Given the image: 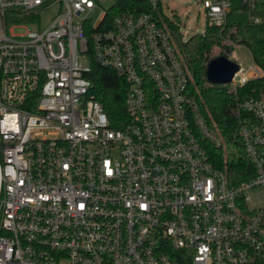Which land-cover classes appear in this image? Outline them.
Returning a JSON list of instances; mask_svg holds the SVG:
<instances>
[{
  "label": "built area",
  "instance_id": "1",
  "mask_svg": "<svg viewBox=\"0 0 264 264\" xmlns=\"http://www.w3.org/2000/svg\"><path fill=\"white\" fill-rule=\"evenodd\" d=\"M146 1L102 26L113 3L0 0V264H171L168 249L193 264H264V91L237 94L264 69L230 41L251 58L226 56L253 170L235 183L202 144L223 141L154 13L161 0ZM197 1L223 30L234 0ZM238 2L264 26V0ZM92 61L126 82L119 126L90 90Z\"/></svg>",
  "mask_w": 264,
  "mask_h": 264
},
{
  "label": "trees",
  "instance_id": "2",
  "mask_svg": "<svg viewBox=\"0 0 264 264\" xmlns=\"http://www.w3.org/2000/svg\"><path fill=\"white\" fill-rule=\"evenodd\" d=\"M113 1L102 26L110 22L112 14L125 10V6L131 9L150 10L146 0ZM239 7L238 0H234L228 13L227 25L223 30L215 25H206L202 33L193 34L185 41L175 34L177 26L173 23L174 21L167 17L163 19L164 21L162 20L173 34L177 49L187 66L189 88L197 99L201 113L223 141L220 147L206 141H202V144L213 166L225 172L235 183L253 175L252 165L238 135L239 117L235 110V96L228 88L209 83L206 80L205 69L212 58L217 55L227 56L231 51L232 48L223 42L225 36L249 47L256 62L264 69V26L252 23ZM154 13L156 16L163 17L159 7ZM214 48H218L217 53H212ZM87 77L91 82V92L106 111L111 124L119 126L125 119L126 82L113 70L102 67L95 61L91 62ZM261 91H264V78L247 82L238 88L237 94L246 97ZM36 95L38 91L35 92L34 96ZM167 253L171 264H193L190 256L183 250L168 249Z\"/></svg>",
  "mask_w": 264,
  "mask_h": 264
},
{
  "label": "rangeland",
  "instance_id": "3",
  "mask_svg": "<svg viewBox=\"0 0 264 264\" xmlns=\"http://www.w3.org/2000/svg\"><path fill=\"white\" fill-rule=\"evenodd\" d=\"M98 3L100 6L107 8L112 5L113 1L98 0ZM161 8L165 13L162 14L161 12V14L163 15V17H161V20H163L165 17H169L168 19H170L171 17V19H173L172 21H174L173 23L177 26V31L175 32V34L182 41L187 40L193 34L202 33L204 31L206 26V18L204 9L201 6V2L197 0H161ZM52 15L53 13L47 15L42 14L41 18H39L41 26L46 25ZM36 21H38V19ZM34 28H36V26H34ZM21 30L22 28L14 29L15 32H20ZM230 41H232L233 43L236 42L234 39L225 36L223 42L232 48V55L238 59L237 62H240L242 66L246 67L251 62V58L248 54L247 49L241 45L232 46ZM217 51L218 48H214L212 53H217ZM230 53L231 51L228 54L230 55ZM218 84L228 88V90L230 91L233 88L235 82L230 81ZM259 194H262L261 190H259Z\"/></svg>",
  "mask_w": 264,
  "mask_h": 264
},
{
  "label": "water",
  "instance_id": "4",
  "mask_svg": "<svg viewBox=\"0 0 264 264\" xmlns=\"http://www.w3.org/2000/svg\"><path fill=\"white\" fill-rule=\"evenodd\" d=\"M238 69L237 64L224 55L212 58L206 66V80L212 84L230 82L233 73Z\"/></svg>",
  "mask_w": 264,
  "mask_h": 264
}]
</instances>
